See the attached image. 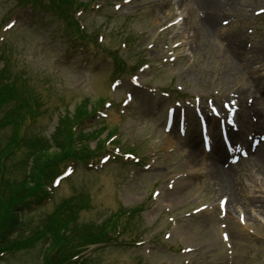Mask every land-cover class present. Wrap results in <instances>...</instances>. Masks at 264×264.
I'll use <instances>...</instances> for the list:
<instances>
[{"label": "rangeland", "instance_id": "rangeland-1", "mask_svg": "<svg viewBox=\"0 0 264 264\" xmlns=\"http://www.w3.org/2000/svg\"><path fill=\"white\" fill-rule=\"evenodd\" d=\"M24 1L0 0V52L8 50L0 70L6 66L21 76L18 89L38 106L23 129L50 137L54 128L67 131L64 125L75 115H90L102 102L99 112L105 117L97 114L78 127L74 136L80 141L66 152L76 155L72 148L78 147L100 154L90 164H73L72 174L53 188L49 199L23 208L22 235L40 232L42 221L61 200L85 194L87 207L78 215L82 222L98 223L119 208L144 205L136 218L145 230L142 242L127 245L133 239L127 233L118 244L90 246L91 264H264V213L246 209L248 219L245 210L209 187L208 174L200 165H190L186 144L202 147L196 119V125L189 123L181 130L176 120L172 134L164 130L166 110L179 99H196L202 113L210 110V103L220 106L232 95L253 103L247 72L256 77L259 73L246 63L249 55L243 61L246 71L233 72L232 58L241 55L228 40L238 37L240 30L250 33L248 41L253 45L264 36V13L257 14L264 11V0H237L235 9L220 13L216 26L206 31L198 29L197 21L207 14L195 0H79L98 3L76 15L87 38L81 49L63 32L68 28L66 13L74 19V12L63 10V15L57 9L37 8L31 14L21 7ZM42 1L51 6V0ZM183 9L181 20L191 26L189 31L176 21ZM116 62L127 72L114 78ZM161 89L168 94L162 95ZM191 111L192 107L188 115ZM206 124L219 142V128L209 120ZM11 132L9 127L0 132V144ZM113 132L114 137L108 138ZM128 147L135 149L138 163L122 157ZM106 154L111 157L102 161ZM199 159L204 167L206 158ZM252 178L253 183H243L239 191L255 205L263 203L264 192ZM47 245L41 242L6 254L0 264H44Z\"/></svg>", "mask_w": 264, "mask_h": 264}, {"label": "trees", "instance_id": "trees-1", "mask_svg": "<svg viewBox=\"0 0 264 264\" xmlns=\"http://www.w3.org/2000/svg\"><path fill=\"white\" fill-rule=\"evenodd\" d=\"M27 1L32 6L52 11L57 9L63 15L64 11L72 9V5L78 6L75 0H51V6L44 5L42 0ZM64 19L70 33L77 35L74 29L76 23L69 20L67 15ZM6 56L5 51L0 52V61ZM17 77L20 78L9 72L6 66L0 70V132L6 127L12 128L5 143L0 144V254L16 252L42 242L48 244L43 250L44 264H91L81 255L87 246L111 245L127 233L133 238L127 243H134L141 236L139 227H136L140 208L119 209L98 223L82 222L78 220V215L86 209L88 200L82 194L61 200L42 221L40 232L32 231L25 237L22 235L20 228L23 224L19 212L31 201H39L47 196V188L63 163L88 156L86 150L76 147L72 148L77 150L76 155L66 153L67 147L76 142L72 128L80 121L82 114L75 115L64 125L67 131L54 128L50 137L21 133L23 122L27 117H33L38 106L37 103L31 106L27 95L18 89ZM63 121H59V127H62ZM17 152L20 153V160ZM13 233H17L14 239L10 238Z\"/></svg>", "mask_w": 264, "mask_h": 264}, {"label": "bare ground", "instance_id": "bare-ground-1", "mask_svg": "<svg viewBox=\"0 0 264 264\" xmlns=\"http://www.w3.org/2000/svg\"><path fill=\"white\" fill-rule=\"evenodd\" d=\"M195 1L200 3L201 7L207 14L205 20L197 21V23H199L198 29L203 31H206V29L209 28L213 29V26H216V23L214 22L217 19V16L220 15V13H222L224 10L235 9V4L237 2V0ZM184 12L185 11L183 9L180 12L181 14L179 16H182ZM182 26L187 31H189V29L191 28V26L188 24L184 26V21H182ZM237 36L238 37L235 36L236 38H230V40H228L231 45L235 46L237 53L241 55L240 57L232 58L233 72L238 73L239 71H245L247 67L244 66L243 61L245 60V55H249L246 63L249 62L253 65L261 64L263 67L260 70V76L264 78V36H261L259 42H256V44H254L253 46L246 43L250 38L249 35L244 34L240 30ZM246 49L249 50L248 53ZM228 71L229 69H227L226 72ZM250 80L251 89H253L255 93H260L258 97L259 99H261L260 102L262 104V107L261 111L256 112V110L254 109V105L242 106L240 104L241 108L243 107V110L241 112L244 113L243 116H241L240 113L237 116V132L240 134L239 140L241 144L239 153H241V155L246 153V151H250L249 143L253 141L254 137H258L259 133H264V82H260L259 78H250ZM251 114H256L254 116L256 118L254 122L249 120V115ZM194 121L195 119L191 115H188L185 119L187 126L189 125V123H193ZM193 128L194 127H192V129ZM248 131H250L251 134L245 137V133ZM252 131H254L255 133L253 134ZM231 136L234 137V134ZM187 144L185 148L187 151V156L189 159H191L190 162H192L190 165L192 167H194L193 164H195V166L200 165L202 167L201 169L206 171V173L208 174V185L209 187H212L213 191H216L217 193L223 192V194L227 196L229 204L233 205L234 207H238L241 210H245V212H247L246 209L248 211H251L253 208H256L258 212L264 213V202L260 203V201H258L255 205V203L251 201L252 199L247 200L240 193V186L242 187L243 183H253L252 177H256L255 181L259 183L261 192H264V142L259 143L258 149H256L254 152L250 151L247 153V155L244 154L240 161L234 163L233 165L227 164V166H223V162H225L226 164L227 155L224 148L220 145L219 142L216 141L213 144L218 154L215 153L211 154L210 156H206L204 162L206 161L207 166L204 165V167V163L199 159V157L202 156L203 153L201 149L196 145V143H193L191 145L188 142ZM248 144L249 146L248 148H246ZM224 158H226V160H223ZM247 214L248 219H250V214L248 212Z\"/></svg>", "mask_w": 264, "mask_h": 264}, {"label": "snow or ice", "instance_id": "snow-or-ice-1", "mask_svg": "<svg viewBox=\"0 0 264 264\" xmlns=\"http://www.w3.org/2000/svg\"><path fill=\"white\" fill-rule=\"evenodd\" d=\"M223 23H224L225 25H227V24L229 23V21H228V20H224ZM233 147H236V146L233 145ZM225 238H227V237H225Z\"/></svg>", "mask_w": 264, "mask_h": 264}]
</instances>
